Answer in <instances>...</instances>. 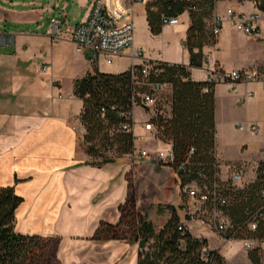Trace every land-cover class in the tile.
I'll list each match as a JSON object with an SVG mask.
<instances>
[{"label": "crops", "instance_id": "0c3cea01", "mask_svg": "<svg viewBox=\"0 0 264 264\" xmlns=\"http://www.w3.org/2000/svg\"><path fill=\"white\" fill-rule=\"evenodd\" d=\"M6 1L9 8L0 5V187L13 186L23 198L16 213V230L59 238L57 255L62 264H138V244L98 241L93 236L101 221L119 222V207L128 197V174L139 158L133 161L123 156L99 163L100 158L88 153L83 136L74 129L80 126L83 108L74 91L76 80L96 68L119 74L151 59L133 58L134 45L117 57V68L111 69L100 62L102 57L94 62L76 45L69 29L87 18L92 0ZM137 7L153 35L146 5ZM80 14H85L82 20L77 18ZM56 16L66 20L61 26L66 35L57 40L51 34V18ZM226 26L250 43L249 50L227 47L224 28L216 43L204 48L205 57L212 56L222 71H251L260 80L243 82L236 88L216 83L215 156L222 162V179L245 166V179L252 183L264 161V32L251 38ZM183 42V51H188ZM123 56L131 58L130 64L118 68L123 66ZM158 61L189 65L190 53L182 61ZM190 71L193 80H208L204 66L191 67ZM254 124L259 125L258 134L250 129ZM138 132L146 133L142 122ZM171 202L168 204L177 202L176 195ZM179 215L190 231L201 237L194 230L195 224L184 213ZM170 216L169 210L163 213L159 228Z\"/></svg>", "mask_w": 264, "mask_h": 264}, {"label": "trees", "instance_id": "16d2710c", "mask_svg": "<svg viewBox=\"0 0 264 264\" xmlns=\"http://www.w3.org/2000/svg\"><path fill=\"white\" fill-rule=\"evenodd\" d=\"M147 21L153 35L163 30V16L182 15L190 12L191 22L187 30L185 47L190 53V64L160 61L161 74L151 76L150 81L168 82L172 87L169 111H166L164 96L157 107L154 120L159 138L170 143L177 163L186 162L185 170L178 171L182 186L192 181L210 183L215 179L218 158L215 156V85L213 81H195L191 67H202L203 49L216 43L217 37L207 30L206 19L214 9V0H155L146 5ZM141 65H135L119 74L104 73L99 69L88 73L75 82V95L82 99L81 124L85 128L84 143L90 155L100 158L99 163H108L115 158L127 156L136 150L133 133L119 131L131 114L134 102L141 105L137 93L144 92ZM105 108V116L101 109ZM149 110V108H147ZM100 138L99 142L95 140ZM194 149L192 154L191 150ZM199 172L205 177L200 178ZM226 182L231 204L228 213L237 227L246 219V212L259 201L258 192L264 186V161L260 162L257 179L246 186H233ZM23 198L13 186L0 187V264H62L58 258L59 238L22 234L16 230V213ZM171 213L168 221L156 228L154 223L138 207L134 183H129L128 197L120 205L121 217L113 224L101 221L93 239L98 241L121 240L138 244V264H228L224 256L212 249V262L202 258L208 240L196 237L187 225H183L178 209L168 205ZM183 225V230L180 226ZM258 264L255 252L249 254Z\"/></svg>", "mask_w": 264, "mask_h": 264}, {"label": "built area", "instance_id": "2783aa9c", "mask_svg": "<svg viewBox=\"0 0 264 264\" xmlns=\"http://www.w3.org/2000/svg\"><path fill=\"white\" fill-rule=\"evenodd\" d=\"M153 1L155 0H92L89 15L85 20L69 29L70 37L76 45L89 53L94 62L102 57L106 64H113L115 59L125 50L134 49L136 6L140 3L147 5ZM180 1L193 2L194 0ZM221 3H226L224 8H220ZM249 5H251V9L247 8ZM65 23L66 20L62 17L51 18V34L55 40L66 35L61 27ZM163 23L164 26L174 27L181 23V15H165L163 16ZM226 25L248 37L259 38L264 32V0H214V9L210 18L212 35L218 37ZM183 46L185 47V43ZM141 56L140 50H133V58H141ZM159 62L144 60L140 71L146 90L137 93V96L141 98V105H136L134 102L131 114H120V117L127 118V120L121 124L119 131L133 133L135 143L140 138L135 133L134 112L137 107L151 110L150 118L144 124V130L147 136L158 137V140L161 141L154 120L160 113L157 107L161 96L171 85L164 81H150L151 76L158 77L161 74ZM134 66L132 67L134 68ZM204 67L209 74V81L224 82L231 88H236L243 82L260 80L258 74L251 71H222L217 68L212 56L204 58ZM48 69V66H43L44 72H47ZM251 95L252 93L248 94V96ZM105 112V108H102V117L105 116ZM78 122L80 126H76L74 129L84 137L86 130L81 124L80 116ZM250 129L254 134H258L260 131L258 124L252 125ZM100 140L97 138L95 141L99 142ZM193 152L194 149L191 150L190 154ZM127 156L133 161L137 157L152 159L158 165L177 172L185 170L186 167V162L177 163L176 154L171 144L167 150L152 151L144 148L134 150ZM221 166L222 162L218 160L215 179L212 182L201 183L196 180L183 186L184 194L188 199L185 209L186 218L195 224V232H197V228L201 230L208 228L216 233L224 246L239 242L249 259V254L255 252L259 257L258 264H264V186L258 192L259 201L254 203L246 212L245 221L235 227L228 213L231 197L228 195L226 186L228 184L221 177ZM245 175V166L237 167L230 175L232 185L239 187V183L245 179ZM199 177L204 178L205 175L199 172ZM184 224L186 225V221H183ZM183 225L180 226V230L184 229ZM217 250L221 253L220 249ZM211 251L210 245L203 249L202 258L207 262H212L214 259ZM250 262L254 264L251 259Z\"/></svg>", "mask_w": 264, "mask_h": 264}, {"label": "rangeland", "instance_id": "374dc122", "mask_svg": "<svg viewBox=\"0 0 264 264\" xmlns=\"http://www.w3.org/2000/svg\"><path fill=\"white\" fill-rule=\"evenodd\" d=\"M0 5L9 8L6 0H0ZM225 5L226 3H221L220 8H224ZM247 8L251 9V5L247 6ZM136 10L138 17H136L134 45L136 51L138 50L136 48H139L142 51V58L151 59L148 61L152 62L153 60L182 61L183 59H186L188 57L189 51H183L181 42H186L187 30L189 28L191 20L189 11L184 12L181 15L180 24L174 27L169 25L163 26L160 38H158L155 35H151V33L149 32L146 20L142 16V10L138 7ZM84 15L85 14H80L77 18L82 20L84 18ZM210 18L206 19V23L207 30L211 32ZM224 37L227 47L238 48L241 51L249 50L250 43H248L242 37L237 36L233 32H231V29H229L228 26H225ZM214 44H209L206 46ZM116 60L118 59L116 58L113 64H106L105 61L101 58L100 62L103 65L106 64L111 69H115L117 68ZM130 61L131 58L129 56H123V66H119L118 68L127 67L130 64ZM202 66H204V61ZM171 93L172 87L170 86L165 91L164 96L166 111H169L170 108L168 98ZM135 113V121L137 124L135 133L136 136L140 137L137 140V143H135L136 150H142L144 148L150 149L152 151H158V149L167 150L170 146V144H167V142L163 140L159 141L158 137H149L145 132H138V125L142 122V126L144 127V124L150 118L151 110L143 107H137ZM138 158L139 159H137V162L132 164V169L128 174V181L129 183H134L137 204L138 201H140L139 208L147 216H152L151 218L154 221V225L158 229L163 220V213L169 210L168 203H172L171 199L173 198V196L176 195L177 197V202H174V205L178 209L179 214H182V216L183 213L185 214L188 199L184 194L182 182L177 171H173L165 166H160L157 163H153L152 159L140 157ZM230 175L231 174L228 175V180L231 178ZM247 184L249 183H247V180L244 179L241 183H239V186L242 187L246 186ZM197 230L201 237L209 240L212 249H220L222 240L218 238L215 232L208 228H205L203 230L197 228ZM242 251L243 246L239 242L227 244L226 246L221 248V252L225 255L226 260L230 264H248Z\"/></svg>", "mask_w": 264, "mask_h": 264}]
</instances>
